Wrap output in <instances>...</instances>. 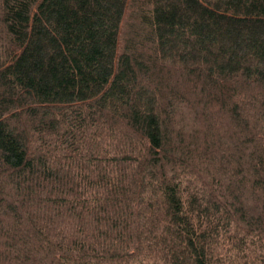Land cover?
Instances as JSON below:
<instances>
[{"label":"trees","instance_id":"1","mask_svg":"<svg viewBox=\"0 0 264 264\" xmlns=\"http://www.w3.org/2000/svg\"><path fill=\"white\" fill-rule=\"evenodd\" d=\"M0 264H264V0H0Z\"/></svg>","mask_w":264,"mask_h":264}]
</instances>
